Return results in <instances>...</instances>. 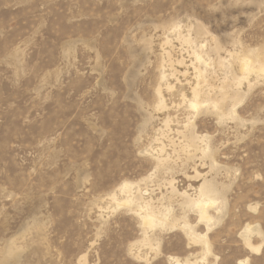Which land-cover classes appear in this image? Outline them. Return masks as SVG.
Masks as SVG:
<instances>
[{
  "label": "rangeland",
  "instance_id": "obj_1",
  "mask_svg": "<svg viewBox=\"0 0 264 264\" xmlns=\"http://www.w3.org/2000/svg\"><path fill=\"white\" fill-rule=\"evenodd\" d=\"M0 264H264V0H0Z\"/></svg>",
  "mask_w": 264,
  "mask_h": 264
},
{
  "label": "bare ground",
  "instance_id": "obj_2",
  "mask_svg": "<svg viewBox=\"0 0 264 264\" xmlns=\"http://www.w3.org/2000/svg\"><path fill=\"white\" fill-rule=\"evenodd\" d=\"M200 206H201V205H200ZM201 207L204 209V205H202ZM203 216H204V217H207V214H206V211H205V210H203ZM152 218H153V217H148V220H146V221H148L147 223H151V222L153 221Z\"/></svg>",
  "mask_w": 264,
  "mask_h": 264
}]
</instances>
